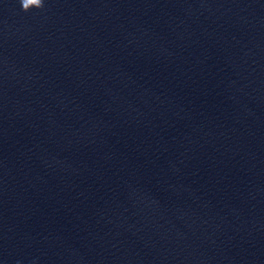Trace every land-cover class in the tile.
Here are the masks:
<instances>
[{
    "label": "water",
    "instance_id": "95a60500",
    "mask_svg": "<svg viewBox=\"0 0 264 264\" xmlns=\"http://www.w3.org/2000/svg\"><path fill=\"white\" fill-rule=\"evenodd\" d=\"M0 264H264V0H0Z\"/></svg>",
    "mask_w": 264,
    "mask_h": 264
}]
</instances>
